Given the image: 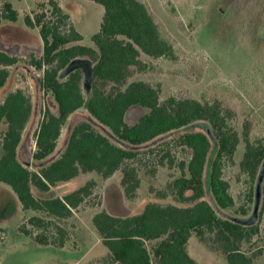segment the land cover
Wrapping results in <instances>:
<instances>
[{
	"label": "trees",
	"instance_id": "trees-1",
	"mask_svg": "<svg viewBox=\"0 0 264 264\" xmlns=\"http://www.w3.org/2000/svg\"><path fill=\"white\" fill-rule=\"evenodd\" d=\"M89 1L104 8L100 30L92 37L93 47L81 44L83 35L55 0L47 1L50 12L42 3L40 12L35 10L24 17L27 27L38 29L43 43L42 57H33L31 63L43 72L42 89L51 93L58 106L57 113L50 109L44 112L33 159L45 161L55 153L70 117L81 109H86L116 139L133 148L82 122L73 127L66 147L57 158L37 171L30 170L19 159V147L32 116L33 102L22 89L9 92L0 103V124L6 126L0 132V183L12 189L23 211H38L49 217L47 220L33 216L28 220L32 228L21 226L19 230L39 245L64 247L71 233L56 221L72 218L93 194L96 181L50 199L36 197L33 188L46 193L81 175L95 173L109 179L120 171L125 200L132 201L138 197L143 180L155 175L158 167L168 165L178 168L180 176L158 192L161 201L148 202L135 215L115 216L102 209L92 216L93 226L108 249L109 263L198 264L188 250L189 240L195 234L207 248L222 253L227 264H257L263 248L254 250L253 246L264 234L260 223L243 225L224 219L204 197L208 181L220 208L242 216L250 214L264 162V136H253V124L249 120L239 131L236 114L219 99L207 101L174 95L163 99L160 85L131 81L135 73L149 70L143 56L176 62L181 49L165 32L146 1ZM19 17L14 6L5 3L1 19L16 23ZM77 60L92 64L88 95L84 91L83 68L67 72ZM20 62L19 57L0 51V88L10 76L9 68ZM135 106L146 113L131 125L126 115ZM197 122L208 124L218 146L208 178L213 147L211 138L204 132H186L148 150L137 149ZM243 143L245 151L239 169L249 190L246 206L236 200L226 177L227 169L236 165L237 151ZM172 147L187 151L188 158L178 161L172 155ZM142 154L151 155L153 162ZM171 197L174 201L165 202Z\"/></svg>",
	"mask_w": 264,
	"mask_h": 264
},
{
	"label": "rangeland",
	"instance_id": "rangeland-1",
	"mask_svg": "<svg viewBox=\"0 0 264 264\" xmlns=\"http://www.w3.org/2000/svg\"><path fill=\"white\" fill-rule=\"evenodd\" d=\"M48 0H0V51L17 56L21 62L9 68L10 76L0 88V103L5 96L18 89L29 95L33 102V112L24 132L19 159L30 170L37 171L41 163L33 159L36 151V135L44 112L50 109L58 112V106L51 93L42 89L40 79L43 72L32 65V58L39 59L43 55V43L38 29L25 25L26 14L42 10L40 4L45 3L50 12ZM68 13L76 29L83 35L81 44L94 46L92 37L100 30L104 8L89 0H55ZM169 37L181 49L178 61L152 60L143 56L149 64V70L142 74L135 73L131 81L144 80L161 86L163 99L169 96L195 98L212 101L219 99L224 106L236 114V125L239 131L249 120L253 124V136H264V0H144ZM13 4L19 12L16 23L2 20L1 12L5 3ZM23 42L18 44L19 42ZM84 70V91L90 92L92 64L77 60L67 72L73 69ZM2 67L0 66V70ZM146 110L132 107L126 120L134 124ZM88 122L94 128L113 139L115 142L133 148L116 139L110 131L95 120L86 109L74 113L66 124L55 153L48 159L57 158L68 143L73 127ZM6 126L0 124V132ZM201 131L209 135L212 141V153L209 156L207 178L210 163L217 150V143L205 122H197L186 128L161 136L155 141L137 147L148 150L161 143L170 142L186 132ZM245 151L244 143L238 148L236 165L226 171L231 183V191L239 204L246 206L248 187L240 175L239 163ZM2 150L0 149V157ZM172 155L178 161L188 158L187 151L172 147ZM151 155L142 157L150 158ZM154 156V155H153ZM122 172H117L110 179H104L95 173L81 175L68 184L59 185L49 192L43 193L33 188L36 197L50 199L62 196L67 192L84 186L95 180L93 194L75 211L72 218L56 221L71 233V239L64 250L42 246L33 238L21 232L20 227L32 228L28 220L33 216L49 217L38 211H23L17 196L6 184L0 183V264H111L108 261V249L92 223L94 212L109 210L113 215L130 216L140 213L151 201H161L158 192L164 191L167 185L180 176L178 168L168 165L158 167L155 175L146 177L135 200H125L122 187ZM264 162L261 165L256 186L254 203L248 216L220 208L206 181L204 199L210 203L218 215L243 225L260 223L264 229V215L261 207L264 196ZM174 201L173 198L165 202ZM94 208V209H93ZM92 209V210H91ZM261 216V217H260ZM39 231H35L38 234ZM254 250L263 248V254L257 264H264V234L253 246ZM190 256L198 264H227L224 255L212 251L202 244L195 234L189 240Z\"/></svg>",
	"mask_w": 264,
	"mask_h": 264
},
{
	"label": "crops",
	"instance_id": "crops-1",
	"mask_svg": "<svg viewBox=\"0 0 264 264\" xmlns=\"http://www.w3.org/2000/svg\"><path fill=\"white\" fill-rule=\"evenodd\" d=\"M13 5V4H12ZM40 37V36H39ZM19 42V41H18ZM21 43H23V42H21ZM20 42L18 43V44H21ZM24 44V43H23ZM36 162H39V163H41L42 165H46L48 162H49V160L47 159V160H45V161H36ZM110 179V178H109ZM92 210V209H91ZM109 211V210H108ZM110 212V211H109ZM95 213V212H94ZM94 213H93V215H94ZM111 213V212H110ZM112 214V213H111ZM115 216H117V215H115ZM0 227H2V222L0 221ZM49 247H54V248H58V249H62V250H64L65 251V249L67 248V244L64 246V247H56V246H49ZM107 253H108V251H107Z\"/></svg>",
	"mask_w": 264,
	"mask_h": 264
}]
</instances>
